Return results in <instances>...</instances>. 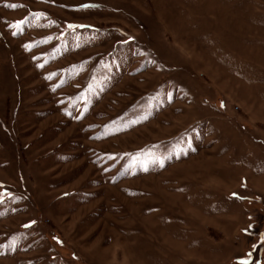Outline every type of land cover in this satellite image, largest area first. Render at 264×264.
<instances>
[{
	"label": "rangeland",
	"instance_id": "1",
	"mask_svg": "<svg viewBox=\"0 0 264 264\" xmlns=\"http://www.w3.org/2000/svg\"><path fill=\"white\" fill-rule=\"evenodd\" d=\"M242 262L264 0H0V264Z\"/></svg>",
	"mask_w": 264,
	"mask_h": 264
},
{
	"label": "snow or ice",
	"instance_id": "2",
	"mask_svg": "<svg viewBox=\"0 0 264 264\" xmlns=\"http://www.w3.org/2000/svg\"><path fill=\"white\" fill-rule=\"evenodd\" d=\"M16 27H19V25H17ZM242 264H246V262H242Z\"/></svg>",
	"mask_w": 264,
	"mask_h": 264
}]
</instances>
